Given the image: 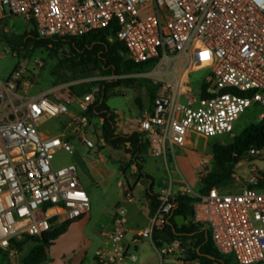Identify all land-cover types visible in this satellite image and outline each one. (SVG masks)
Segmentation results:
<instances>
[{
  "label": "built area",
  "instance_id": "obj_1",
  "mask_svg": "<svg viewBox=\"0 0 264 264\" xmlns=\"http://www.w3.org/2000/svg\"><path fill=\"white\" fill-rule=\"evenodd\" d=\"M0 13L31 22L47 39L82 37L114 25V40L133 63L152 64L147 75L158 85L133 131L142 136L150 158L166 162L167 154L192 136H230L253 107L264 118V0H0ZM199 70L209 74L193 96L189 77ZM22 75L19 70L0 79V251L9 254L25 240L87 215L89 199L76 166L54 161L57 152L71 153L75 139L93 149L84 130L98 92L77 97L49 90L32 97ZM66 117L60 134L39 131L42 122ZM247 154L264 161L261 151ZM177 191L171 185L161 190L157 210L144 228L132 232L131 245L148 240L155 246L153 234L173 214ZM179 191L196 199L191 223L205 229L221 257L264 264V171L252 168L238 193ZM123 198L106 248L94 254L98 264H125V205L136 202L130 186ZM178 248L177 241L162 243L160 262ZM129 260L135 262L133 256Z\"/></svg>",
  "mask_w": 264,
  "mask_h": 264
},
{
  "label": "rangeland",
  "instance_id": "obj_2",
  "mask_svg": "<svg viewBox=\"0 0 264 264\" xmlns=\"http://www.w3.org/2000/svg\"><path fill=\"white\" fill-rule=\"evenodd\" d=\"M6 13V11H5ZM0 24V78L10 72L23 71L25 92L35 97L46 91L54 90L56 94L69 92L75 96L77 92L110 80V75H103L97 70L72 68L63 53L49 54L42 48H34L32 39L35 32L32 24L21 18L2 19ZM125 58L129 59L128 56ZM150 71V70H149ZM127 74L121 79L130 81L120 84L106 94V105L116 114L115 133L127 135L134 131L136 119L141 115L139 108H148L152 92H157L158 85L148 78V73ZM10 73V74H11ZM207 70H199L189 77L192 95H197L201 84L208 76ZM98 88V85L92 89ZM181 103H184L181 100ZM258 108L253 107L239 117L235 123L234 133L227 137L215 139H200L192 136L183 148H176L166 156V162L159 158H150L146 152L140 157L143 171L154 180L153 191L157 194L169 185L180 193L181 187L191 189L193 194H199L203 187V179L210 174H218L212 154L215 144L227 145L232 142L245 127L257 123ZM70 117L61 120L44 121L40 124L42 134L57 135L65 128ZM84 133L93 144V149H87L77 139L71 142V153L57 152L55 162L62 166L74 164L79 181L89 199V211L83 222H73L64 236L53 242L49 248L46 264H96L94 254L106 248L108 235L112 232L115 208L123 201L127 186L134 191L135 205L126 206L129 223L138 227L146 224L144 216H139V202L148 207L147 191L149 183L138 177L134 158L126 150L114 151L104 145L101 139V128L94 120L89 123ZM256 168L264 171V161L259 158L244 155L232 167L231 178L220 185L224 193H238L249 176L250 170ZM138 189V190H137ZM138 204V205H137ZM178 242V241H177ZM35 242L27 240L16 247V252L9 254L0 251V264H21L35 247ZM53 247V248H52ZM144 249L143 260L148 264H160L155 251ZM188 249L179 244L178 252L165 257L163 264H181L180 261L190 260ZM228 263L231 258L222 257ZM231 261V262H230Z\"/></svg>",
  "mask_w": 264,
  "mask_h": 264
},
{
  "label": "trees",
  "instance_id": "obj_3",
  "mask_svg": "<svg viewBox=\"0 0 264 264\" xmlns=\"http://www.w3.org/2000/svg\"><path fill=\"white\" fill-rule=\"evenodd\" d=\"M3 20H0V24ZM117 28L111 25L104 30L95 31L82 37H60V38H41L36 30L32 39L34 48H42L49 54L63 53L67 62L72 68L83 70H97L103 75H112L120 77L127 74H140L148 72L152 64H135L128 56L124 46L114 40ZM130 81L129 79L118 78L116 80H107L92 84L90 87L81 91L72 89L75 96L80 97L92 90V87L98 85L95 102L88 111L89 123L96 120L101 128V139L104 145H108L114 151H129L134 158L138 177L149 183L147 191L149 214L153 215L159 206V194L153 191L154 180L147 175L142 168L140 157L147 152V145L142 136L137 132L127 135H117L115 133L116 114L106 105V94L109 90L117 88L120 84ZM150 103L155 97V90L152 92ZM261 113L258 110V115ZM250 149H256L264 153V118L257 123L248 125L231 143L227 145L215 144L212 148L213 160L220 170L218 174H210L203 179V187L199 194H205L212 188H220V185L228 181L232 174V167L246 155ZM196 199L182 194L175 197L176 207L173 214L165 222L161 231L154 232L153 242L155 246L161 247L162 243L178 241L180 245L185 246L191 261H198L199 264H234L228 263L215 251L211 240L205 230L191 223L192 203ZM176 216H183L187 221L186 225L178 228L175 223ZM71 223L60 224L54 227L50 232L42 234L39 237L30 238L35 242L33 250L22 260L21 264H46L49 261L48 251L53 242L64 235ZM27 241V240H25ZM24 241V242H25ZM161 241L162 243H158ZM22 242V243H24ZM209 257L213 258L212 260ZM231 262V261H230Z\"/></svg>",
  "mask_w": 264,
  "mask_h": 264
},
{
  "label": "crops",
  "instance_id": "obj_4",
  "mask_svg": "<svg viewBox=\"0 0 264 264\" xmlns=\"http://www.w3.org/2000/svg\"><path fill=\"white\" fill-rule=\"evenodd\" d=\"M10 18H12V17H10V16H8L7 14H1L0 13V20H2V19H6V20H8V19H10ZM25 22H27V23H30V24H32L31 22H29V21H26V20H24ZM33 26V25H32ZM11 73V72H10ZM10 73L8 74V75H6L5 77H3V78H0V79H6L9 75H10ZM140 109V112L142 113L143 111H145V110H148L149 108H139ZM46 134H48V133H46ZM52 135V134H51ZM54 165L55 166H60V165H58L55 161H54ZM138 190V189H137ZM136 203V202H135ZM135 203H134V205H135ZM139 204V206H137V211H138V213H139V216H144L145 217V219H146V224H145V226L147 225V223H148V220H149V218L152 216V215H150L149 214V210H148V207H146V206H144L143 204H141L140 202L138 203ZM137 204V205H138ZM119 205V204H118ZM128 205H130V204H128ZM126 206L127 205H125V209H126ZM114 209H115V206H114ZM126 212H127V210H126ZM127 214V213H126ZM87 216V215H86ZM85 217V216H84ZM83 217V218H84ZM80 219V220H78V221H76L77 223L76 224H78V223H81V222H83V220H85V219ZM126 218H127V216H126ZM191 221V220H190ZM113 224V223H112ZM187 224V221H185L184 220V225H186ZM145 226H143V227H138V226H136L135 224L134 225H132V224H130L129 223V220H128V218H127V224H126V230H127V233H126V235H125V237H124V245H125V247H126V249H127V258H126V260H125V264H146V263H144V260H143V254H144V249H146V250H149L150 249V247H149V245L152 247V249L155 251V253L157 254V256H158V259H159V255H158V252H157V250H158V248L156 247V246H153L148 240H142L141 242H139L137 245H135V246H133V245H131L130 244V239H131V236H132V232L133 231H135V230H138V229H141V228H144ZM199 228H201L202 230H205L203 227H199ZM206 232V231H205ZM64 235H62V236H60L59 238H61V237H63ZM109 236V235H108ZM58 238V239H59ZM57 239V240H58ZM56 240V241H57ZM107 243H108V239H107V242H106V244H105V246H107ZM179 243V242H178ZM53 248V247H52ZM177 252H178V250H177ZM130 256H133L134 258H135V262H131L130 260H129V257ZM22 260L23 259H21L20 260V262H22ZM94 261H95V259H94ZM163 261L164 260H162V262H160V259H159V262H160V264H163ZM95 263L96 264H98L96 261H95ZM180 263L181 264H193V263H196V264H199V262L198 261H191V260H188L187 262H183V261H180ZM148 264V263H147Z\"/></svg>",
  "mask_w": 264,
  "mask_h": 264
},
{
  "label": "water",
  "instance_id": "obj_5",
  "mask_svg": "<svg viewBox=\"0 0 264 264\" xmlns=\"http://www.w3.org/2000/svg\"><path fill=\"white\" fill-rule=\"evenodd\" d=\"M175 223L177 225L178 228H181L184 225V217L183 216H176L175 218ZM209 259H213L211 257H209Z\"/></svg>",
  "mask_w": 264,
  "mask_h": 264
}]
</instances>
